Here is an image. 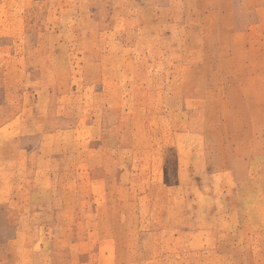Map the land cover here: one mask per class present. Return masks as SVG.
I'll use <instances>...</instances> for the list:
<instances>
[{"label":"rangeland","instance_id":"obj_1","mask_svg":"<svg viewBox=\"0 0 264 264\" xmlns=\"http://www.w3.org/2000/svg\"><path fill=\"white\" fill-rule=\"evenodd\" d=\"M0 264H264V0H0Z\"/></svg>","mask_w":264,"mask_h":264}]
</instances>
